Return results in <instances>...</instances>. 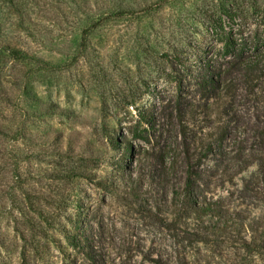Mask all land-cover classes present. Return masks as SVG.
<instances>
[{"label":"rangeland","instance_id":"rangeland-1","mask_svg":"<svg viewBox=\"0 0 264 264\" xmlns=\"http://www.w3.org/2000/svg\"><path fill=\"white\" fill-rule=\"evenodd\" d=\"M125 1L154 9L141 21L102 28L74 62L61 53L66 47L71 54L78 45L80 30L70 23L62 31L54 27L45 46L13 33L10 23L0 27V236L18 234L22 192L45 193L51 184L52 163L33 161V145L63 132L72 133L82 152L97 151L101 158L97 183L104 188L78 184L84 211L77 238L81 242L93 231V264H158L156 258L160 264H264V240L254 242L247 227L195 241L184 226L144 218L122 181L133 174L143 198L163 201L181 195L191 172L198 194L218 200L243 224L264 215V73L243 75L238 64L241 50L254 51L240 45L256 26L254 48L264 49V2L248 11L244 0H173L161 7L159 0ZM222 3L236 11L230 23L219 19ZM3 15L9 20L0 6V24ZM50 24L42 21L37 28ZM220 25L233 28L236 44L228 56ZM61 35L56 43L53 38ZM14 45L28 46L54 68L12 58L8 47ZM210 70L226 89L204 86ZM128 94L137 100L124 109ZM109 137L112 144L105 141ZM15 153L23 158L17 178ZM48 260L91 264L81 247L62 253L51 248ZM0 264H17L16 252L1 254Z\"/></svg>","mask_w":264,"mask_h":264},{"label":"trees","instance_id":"trees-1","mask_svg":"<svg viewBox=\"0 0 264 264\" xmlns=\"http://www.w3.org/2000/svg\"><path fill=\"white\" fill-rule=\"evenodd\" d=\"M170 1L173 0H159L157 6L161 7ZM244 1L248 5L249 11L255 7L259 0ZM261 1L264 2V0ZM0 6L9 14V20H3L5 16H2L1 28L8 27L10 23L9 27L13 29V33L15 31L21 33L41 46L52 43L53 40L49 33L56 27L62 31L63 23H70V27L80 30L75 51L69 54L66 52L69 51L66 47L61 51L62 55H69L70 62L83 56L91 43L92 36L100 32L102 28L110 23L141 21L154 9L152 4L138 6L136 2L131 4L125 0H0ZM97 8L99 11L95 14L94 10ZM219 11V19L224 22L233 20L234 13H236L233 7L223 3ZM42 21L51 22L53 25L50 24L52 27L48 30L47 28L38 29L37 26L41 25ZM220 27L224 34L221 40L222 48L225 56H228L230 55L229 49L236 44L235 36L232 33L233 28L227 31L223 29L222 25ZM259 28L256 26L255 30L249 33V37L243 39L240 47L248 45L254 51L251 54H245L244 50H241V59L238 62L243 75H251L254 78H258L264 73V49L254 48ZM62 37L65 38L61 35V37L57 36L53 39L56 43L61 44L60 38ZM19 42L18 39L17 43ZM8 48L12 58L23 61L24 64L33 62L41 70L54 68L52 62L31 53L28 46L24 48L14 45ZM165 63L162 61L163 65ZM216 77L217 73L210 70L202 77L204 86L211 87L217 92L223 91L228 86L223 88ZM223 84L226 85L225 81ZM136 100L137 97L134 94L126 95L123 108L133 107ZM47 107L51 109L54 106ZM35 118H37V114ZM137 135H140L138 137L141 138V132ZM105 141L112 144L114 138L109 137V140L107 138ZM72 142V133L58 132L55 135L50 133L40 143H35L39 145H33L32 153L28 154L33 161L52 163V171L47 174L51 184L48 185L45 193L22 192L23 196L17 198L21 213L20 221L17 224L18 234L12 238L0 236V255L12 250L16 252L17 264H54L56 262L48 260L51 248L58 249L62 253V249L65 250V247L79 249L81 247V251L85 252V261H89L91 264L96 261L94 256L91 257L93 247L90 241L94 237L93 231H89V235L82 238L81 242L77 238L82 224L81 215L84 211L81 204L84 194L78 184H92L104 188L102 184L97 183V171L100 168L101 158L97 151L82 152V147L72 144ZM128 150L130 149L127 147L126 151ZM15 155L13 157L15 160L14 171L17 178L19 177L20 161L23 158L18 153ZM132 175L122 178L126 185L124 190L128 199L133 202L138 211H141L144 218L154 221L164 219L177 225L176 228L184 226L192 232L195 241L198 242H204L218 230L220 233H225L229 228L240 233L242 229L246 230V227L251 232L250 235L254 242L259 243L264 240V215L258 217L257 220L248 222V224H243L234 218V214L227 212L224 209L225 206L218 200H209L198 194V178L191 172L184 179L181 195L178 196V193H175L170 199L164 198L163 201L143 198L139 191V178L135 179ZM152 184L153 182H150V188H152ZM18 188L22 191L20 186ZM97 229L101 233L102 226H97ZM148 256L150 257V254ZM153 262L160 264L162 260L156 258Z\"/></svg>","mask_w":264,"mask_h":264}]
</instances>
